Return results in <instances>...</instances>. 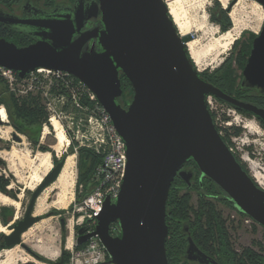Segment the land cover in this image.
Segmentation results:
<instances>
[{"label":"water","instance_id":"water-1","mask_svg":"<svg viewBox=\"0 0 264 264\" xmlns=\"http://www.w3.org/2000/svg\"><path fill=\"white\" fill-rule=\"evenodd\" d=\"M34 1L21 6L23 16L0 9L1 24L34 40L19 46L0 37V66L20 78L40 68L70 74L95 94L126 145L127 166L118 196L105 198L95 229L86 233L87 227L81 226L76 244L98 237L110 257L108 264H169L167 200L176 176L192 186L195 171L185 167L189 161L199 171L200 182L212 180L239 213L264 228V188L224 141L207 98L214 96L262 121L264 108L224 92L201 75L165 0H74L73 6L56 4L49 12L33 7ZM255 1L264 8V0ZM121 74L133 89L126 106L119 101ZM242 75V88L264 93V24ZM3 123L0 116V126ZM13 138L21 141L17 133ZM65 162L55 163L33 191L24 218L10 225L11 233L0 236V251L20 244L41 258L22 236L43 219L34 214L36 201ZM114 223L119 227L116 235L111 233ZM61 224L64 228L65 219ZM188 242L187 258L216 264L190 235Z\"/></svg>","mask_w":264,"mask_h":264},{"label":"rangeland","instance_id":"rangeland-1","mask_svg":"<svg viewBox=\"0 0 264 264\" xmlns=\"http://www.w3.org/2000/svg\"><path fill=\"white\" fill-rule=\"evenodd\" d=\"M23 1L24 0L13 5L11 8L0 4V9L11 13H19V7ZM61 1L70 2V0H57L56 3ZM225 1L226 0H165L168 8L170 6H175L176 8H174L178 11L183 22L190 26V32L182 37L191 35V39L187 42L197 39L195 48L200 57L201 64H199V68H197L201 72H206L207 74H213L228 57L236 55L241 45L247 42L253 34L258 33L264 24V8L255 0H227V3ZM35 2L39 6H46L45 0H35ZM45 8L49 9L48 6ZM220 9H224L230 19V26L227 31H231L235 35L237 33V36L239 35L234 41V43L236 41L238 42L237 47L233 49V43L224 54H218L220 37L227 32L223 31L222 28L224 25H227V21L225 20V16L220 12ZM234 65H236V62H234ZM41 77L48 82L53 76L52 74L45 73ZM2 80L8 93L13 94L17 98H23L32 93L19 92L15 90L13 86H8V83L4 79ZM43 82L45 83V81ZM57 83L56 93H51V83H45L44 87L38 90L41 92V100L49 115L48 121L45 123L43 132L40 136L39 146H45L48 150L45 151L39 146H33L26 136L14 130L9 124V120L0 126L10 129L6 137H0V159L4 162V165L0 164V175L10 178L8 191L12 193L6 194L0 191L2 196H7L6 201H0V217L4 216L5 220H10L14 216L13 220L8 225H5L2 218H0V225L8 227L10 230V225H12V223L24 218L33 191L41 185L45 177L53 169L55 158L57 161H60L63 156L67 158L69 155H74L73 198L67 208L53 206V204L50 203L58 199L59 190L52 186L54 182L44 188L40 196L43 193L48 195L46 198L48 209L42 214H36L34 210L36 216L43 217L41 220L44 222L42 225L43 228L40 227V230L36 229L28 239L23 237L24 243L41 258L39 259L33 256L23 248L22 245L18 244L1 250L0 262L5 258L3 254L4 251L14 247L17 248L18 254L26 259L24 262H19L18 264L30 262L34 264H44L42 259L56 261L61 255L62 240L64 238L65 249L70 254L69 264H108L107 261L110 257L108 253H104L103 250H101V259L96 262L91 252L80 254L82 250L76 249V233L78 229L76 224L78 218L76 209L80 206L79 203L82 200L80 195L84 193V187L82 188L83 191L81 190V185L84 183L79 184L81 165L82 161H84L80 154L82 150L92 151L86 146L84 143L85 139L82 137V134H84V125L86 124L89 114V108L85 107V100L83 102L84 108L76 104L75 99L77 96H71L75 94L73 86L67 85L63 81H58ZM61 90H65L67 94H64L65 92L62 94L60 92ZM70 96L71 98H69ZM209 99L211 101L209 107L213 114V118L222 126V136L228 141V145L234 148V154L248 173L252 177L254 173L262 176L263 185L259 184V186L264 188V128L256 118L237 111L234 107L220 101L214 96H211ZM0 106L4 107L3 104H0ZM54 115L59 118L56 117L61 123V126L65 129L66 138L69 140L66 142L67 145H62L61 147L57 146L58 139L56 137V131L50 122V117ZM230 127H239L241 129L240 135L235 136L228 134L225 128ZM13 133H17L21 137V141H16L13 138ZM77 133L79 135L78 141L74 139ZM71 146H73L74 149L72 153H69ZM47 152H50V155H47ZM191 194L193 196L192 203L196 204L197 194L195 191H192ZM217 205L222 212V216L227 219L232 245L236 253L242 254L243 249L247 247H255V251L257 252L264 250L260 247V242L264 240V228L262 226L256 222L249 226L244 222L242 217L237 215L235 210L224 204H219V202H217ZM4 208L6 210L3 211ZM61 209L65 210L62 215L53 214L47 216L50 211ZM235 214L236 217L234 219L233 215ZM61 218L65 219V231H62ZM41 221L34 225H38ZM2 234L4 233L0 232V235ZM46 240L51 242L49 249L57 252L58 256L56 255L53 259L40 253V251L43 250L42 245L44 249H47ZM261 253H263L264 259V251Z\"/></svg>","mask_w":264,"mask_h":264},{"label":"trees","instance_id":"trees-1","mask_svg":"<svg viewBox=\"0 0 264 264\" xmlns=\"http://www.w3.org/2000/svg\"><path fill=\"white\" fill-rule=\"evenodd\" d=\"M20 1L22 0H0V4L11 8ZM56 1L57 0H45V5L52 7L56 4ZM73 1L74 0H70V2ZM220 12L225 16V20L227 21V25L222 27L223 31H227L230 26V19L224 9H220ZM255 36L256 34H253L247 42H244L237 50L236 55L228 57L216 72L213 74L201 72V75L215 86L221 88L224 92L264 108V93H261L255 88L245 89L241 87L243 78L242 72L250 55ZM0 37L6 38L19 46H25L34 41L33 38L27 34L9 29L1 23ZM182 39L187 42L191 39V35L182 37ZM237 45L238 42L236 41L232 48H236ZM234 62H236V65H234ZM120 78L123 93L120 96L119 101L123 106H126L132 100L133 89L123 74H121ZM57 84L58 83L54 82L50 88L51 93L57 92ZM60 92L62 94L64 92V94H67L65 90H61ZM69 98H71V96ZM0 104L4 105L8 114V122L14 130L26 136L33 146H39L43 127L49 118L46 107L41 100V92L38 91L37 93H31L23 98H17L13 94L8 93L3 80L0 78ZM234 108L241 113L256 118L264 128V121L260 118L255 117L253 114L245 110L236 107ZM225 130L228 134L235 136H238L241 133L239 127L225 128ZM223 139L228 144V141L224 136ZM39 147L42 150H48L45 146ZM72 152L73 146L69 149V153ZM80 156L84 159V161H82L79 178V184L84 183V193L83 195H80L83 198L86 194L91 192V175L96 165L100 162V157L90 150H82ZM64 158L65 156L61 159ZM54 162H58L56 158L54 159ZM0 164L4 165V162L1 159ZM185 167L189 169L193 168L195 171V178L192 186L186 187V183L179 176H176L167 200L166 220L169 225V236L166 242V250L169 264H189L184 258L187 237L189 235L197 245L202 247L205 251L216 255L220 261L227 259L226 264H252L254 257L255 264H264L263 253H261L264 250H261V252H254L252 248L247 247L243 249L242 255L236 253L234 250L231 241V233L229 232L227 225V219L222 216V212L217 205V202H219V204H224L237 211L233 202L228 199L227 194L209 178H203L202 182H200L199 171L192 161H189ZM9 179L10 178L7 176L0 175V191L6 194H12L8 191ZM192 191H195L197 194L196 204L192 203ZM4 210L6 209L4 208L3 211ZM62 211L64 212V210ZM60 212L61 211H54V214H59ZM239 214L245 216L243 213ZM13 217L10 220H5L4 216H1L0 218H2L5 225H8L13 220ZM185 225H187V231H185ZM62 241L64 242V238ZM86 246L87 242L80 245L76 244V249L83 250ZM260 247L264 249V240L260 242ZM42 260L44 261V264H69L70 254L66 251L65 245H63L59 259L56 261L47 259ZM26 264L34 263L30 262Z\"/></svg>","mask_w":264,"mask_h":264},{"label":"built area","instance_id":"built-area-1","mask_svg":"<svg viewBox=\"0 0 264 264\" xmlns=\"http://www.w3.org/2000/svg\"><path fill=\"white\" fill-rule=\"evenodd\" d=\"M45 73L52 74L53 76L48 82L41 77ZM0 78L4 79L8 83V86H13L15 90L19 92L22 91V93H34L40 90L41 87L43 88L45 83H51L53 85L54 82L63 81L65 84L74 87L75 94L71 96H77L75 99L76 104L79 107H83L85 103V107L89 108V114L86 124L84 125V134H82V137L85 139L84 143L86 146L100 157V162L96 165L91 175V192L82 198L79 203L80 206L76 209L78 214L76 224L77 226H86V233L93 231L97 223L95 218L100 214L105 198L107 196H111L112 198L118 196L127 166L125 142L117 133L109 113L97 101L94 93L66 72L50 71L40 68L29 73L27 77L20 78L15 71L0 66ZM43 81H45V83ZM210 97L211 96H208L207 98L208 107L209 104H211ZM52 117L57 116H51L50 119ZM214 121L216 125H218L221 134H223V129H221L222 126L218 124L217 120ZM74 139L77 141L79 140L78 133L74 136ZM229 147L234 151L232 146ZM82 188L83 185H81V190ZM235 212L238 216L242 217L244 222L249 226L255 224L256 221L251 217L246 215L241 216L237 211ZM235 217L236 214L233 215L234 219ZM87 219H92V221L86 223ZM115 229V224H112L111 230L114 231ZM101 250L105 253V248L101 244L99 238L93 237L87 241L86 248L83 249L80 254L91 252L95 257L94 260L98 262L102 257Z\"/></svg>","mask_w":264,"mask_h":264},{"label":"bare ground","instance_id":"bare-ground-1","mask_svg":"<svg viewBox=\"0 0 264 264\" xmlns=\"http://www.w3.org/2000/svg\"><path fill=\"white\" fill-rule=\"evenodd\" d=\"M173 6H174V4H173ZM174 7H171V6L169 7L170 13H171V15H172V17L176 23V26L178 28L180 35H182V36L186 35L190 32V26L187 23L183 22L178 11L175 9L176 7L175 8ZM213 34H214V32H213ZM238 36H237V33L235 35L231 31H227L224 34H222L220 37V41H219L218 54H224L225 51H227L230 48V45H232L234 43L236 37H238ZM196 42H197V39H194V40L189 41L187 45L189 48V52H190V54H191V56L195 62V65L199 68L200 57L196 52V48H195ZM0 116L4 122L8 121V114H7L6 109L3 106H0ZM50 122L52 123V125L54 126V130L56 131V137L58 139L57 146L61 147L62 145H67L66 142L69 140L66 138L65 129L63 128V126H61V123L59 122V120L56 117H52ZM9 130L10 129H6L3 126L0 127V137H6L8 135V133L10 132ZM47 155H50V152H47ZM74 164H75L74 155L67 156L65 165H64L60 175L58 176L57 180L52 185V186H54V188L59 190L58 196H57L58 199L56 201H54L53 203H50V204H53V206L55 205V206H58L61 208H67L69 206V204L71 203L72 198H73L72 187H73V183H74V176H73ZM253 179L254 180L256 179L255 182L258 183V185L259 184L263 185L261 175L254 173ZM47 197H48V195L43 193L37 199V203H36V207H35L36 214H42L46 211V209H48L47 208L48 204H47V199H46ZM6 200H7V196H2L0 194V201L4 202ZM43 223L44 222L41 221L38 225H34L33 227L29 228L23 234L22 237H25L28 239L36 229H39L40 227H42ZM0 232L5 233V234L11 233L9 228L4 226V225H0ZM50 245H51V242L47 241V245H46L47 249H44L43 245H42L43 250H41L40 253H42V254L48 256L49 258L53 259L56 257L57 252L50 250L49 249ZM38 248H41V247H38ZM56 251H58V250H56ZM3 254L5 255V258L0 262V264H18L19 262H24L26 260L24 257H21L18 254L16 247H14L10 250L4 251Z\"/></svg>","mask_w":264,"mask_h":264},{"label":"flooded vegetation","instance_id":"flooded-vegetation-1","mask_svg":"<svg viewBox=\"0 0 264 264\" xmlns=\"http://www.w3.org/2000/svg\"><path fill=\"white\" fill-rule=\"evenodd\" d=\"M25 1L26 0H24L23 1V3L20 5V7H19V9H20V12L19 13H12V14H15V15H17V16H23L25 13H24V11H23V9H22V5L25 3ZM56 4H59V5H61L62 7H69V6H73V4H74V1L73 2H66V1H61V2H58V3H56ZM55 4V5H56ZM55 5H53L51 8L49 7V9L48 8H45L46 6H39L35 1H34V6L33 7H35V8H38V9H42V10H45V11H47V12H49V11H52V9L54 8V6ZM26 9H28V8H26ZM33 10V8H32V6H30L29 7V10ZM29 10L27 11V14L26 15H28L29 14ZM6 12H8V11H6ZM9 13H11V12H9ZM260 91V90H259ZM262 93V92H261ZM254 177V176H253ZM62 210H64V209H61V210H52V211H61L59 214L60 215H62L64 212H65V210H64V212L62 211ZM55 215V214H54ZM62 219V218H61ZM115 224V226H116V229L113 231V230H111V233L113 234V235H116L118 232H119V227H118V224L117 223H114ZM62 225V224H61ZM65 225H66V223H65ZM65 227V226H64ZM80 227L81 226H78V229H77V233H76V239L79 237V229H80ZM62 231H65V228H63L62 227ZM188 244H189V242H188V237H187V245H186V250H185V254H184V258L186 259V261L189 263V264H207V263H201V262H199L198 260H191V259H189V258H187L186 257V254H187V247H188ZM195 244L197 245V243L195 242ZM197 247L202 251V252H204L208 257H210L211 259H213L215 262H216V264H226L227 262H226V260L227 259H223V261H220L219 260V258L216 256V255H213L212 253H210V252H207V251H205L202 247H200L199 245H197ZM252 250L255 252V247H253L252 248ZM242 255V254H241ZM240 255V256H241ZM239 258H241V257H239ZM252 264H255V257H254V260H253V262H252Z\"/></svg>","mask_w":264,"mask_h":264}]
</instances>
